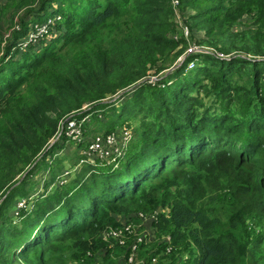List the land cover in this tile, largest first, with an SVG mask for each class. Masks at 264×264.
I'll use <instances>...</instances> for the list:
<instances>
[{"label": "trees", "instance_id": "16d2710c", "mask_svg": "<svg viewBox=\"0 0 264 264\" xmlns=\"http://www.w3.org/2000/svg\"><path fill=\"white\" fill-rule=\"evenodd\" d=\"M173 1H17L25 7L19 29L8 43L0 34V264H110L98 232L106 222L120 223L113 214L143 206L165 209L152 225L178 252L157 264H264V0H204L192 26L221 53L237 52H187L149 82L150 70L168 68L184 49H177L184 40L170 36ZM57 15L61 23L29 48L10 51L28 25L36 30ZM242 17L251 29L232 30ZM92 36L100 41L90 57L63 62ZM191 60L197 64L187 72ZM124 88L131 91L122 101H104ZM22 90L26 101L14 102ZM67 117H86L77 148L87 149L80 142L90 122L106 134H131L115 153L81 162L73 179L35 194L30 207L26 199L12 221L4 210L16 196H29L27 176L54 148L56 142L45 146ZM78 154L75 165L85 157ZM140 245L142 264H154L160 248ZM102 250L98 263L79 262L86 251Z\"/></svg>", "mask_w": 264, "mask_h": 264}, {"label": "rangeland", "instance_id": "374dc122", "mask_svg": "<svg viewBox=\"0 0 264 264\" xmlns=\"http://www.w3.org/2000/svg\"><path fill=\"white\" fill-rule=\"evenodd\" d=\"M19 0H0V34L1 36H4L5 39L8 38L9 36L11 37L12 33L17 31L19 27L16 26V22L18 21L19 15L23 12L24 10V5L21 3H17ZM204 0H192L191 3H189L188 6L183 5L180 0H174V8H175V14L173 16V25L174 29L173 32L170 33L171 38L180 41L184 40L185 43H180L177 47V49L183 47V52L180 54L176 60L169 66L168 68L164 69L163 71L159 73H155L154 70H150L149 74V82H158L160 80L161 75L163 73H169L171 68L175 65H179L182 60L183 56L185 53L189 52L192 54H213L215 56H218L220 58L225 57L229 58L230 56H233V54L237 51L231 52L229 54H223L219 50L220 49H215L211 44H209L207 41L204 42L205 38L202 33V30L197 29L192 26L193 20L191 19V16L196 14V10L199 7H202L206 4ZM126 17V16H123ZM29 16H27L26 19H28ZM44 17V19H46ZM61 15L55 16L54 20L46 24L45 27L48 32V29L50 26H53L54 24L61 23L62 20ZM238 25L235 26L232 30L235 31H247L248 29H251V26L248 24L249 21L246 19V17H242L238 21ZM41 24V23H40ZM41 25H37V30ZM28 34H25L22 37H18L16 39L17 44L14 46L13 49L9 48L11 52L15 50V48L18 49H25L29 48L28 42H33V39H30V36L32 33L35 32V28L32 25H28ZM64 27H61L58 29L56 36L60 34L61 30ZM10 37L5 41V43H8ZM100 41V36H92L86 39L83 43L73 45L72 48L69 50V52L66 54V56L62 59L63 62L67 64L74 63L77 61L80 57H90L92 52L98 47V43ZM28 44V45H27ZM60 43H58L56 46L58 47ZM4 45V40L1 41L0 43V56L4 55L5 49H2ZM28 46V47H27ZM51 48V47H50ZM56 48V47H55ZM248 57V56H247ZM197 64V61L191 60L188 65H187V72L192 69L195 65ZM131 88L128 89H122L116 94L110 96L109 98H106L104 101L110 100L111 102H119L122 101L123 96H125V93L127 90H130ZM15 101H20L21 104H23L26 101V95L24 90H22V95L19 98H16ZM86 107L84 106L83 109ZM86 117L82 118H77L78 122L80 124L75 122V128L72 130L70 128H66V132L64 133L65 135H60L53 137L49 140L48 144L45 146L48 149L50 146L55 143L54 148L51 149V151L48 152L49 155H46L45 161L41 162V164L32 170V174L27 176V181L25 185V189L29 191V196L25 198H20L19 196H16L14 200L12 201L11 205L6 207L4 210V214L8 215L12 221H16V213L17 209L20 208L21 206L24 205V201L28 199L27 202V207H30V200L32 201L35 196V194H41L42 192H46L47 190L51 191L54 186L51 183H59L65 184V182L68 179H73L75 175L78 173V168H82L79 166L81 163H77L75 165V162L77 158L79 157L78 152H80L82 155L85 157H82L81 160L82 162L86 160H90L91 162L95 159L98 158L102 155V157L106 156L107 151H112L115 153V151L119 150L120 147H122V144L124 143L125 140H127L131 134L130 131L125 132V131H120L117 129L113 134H106L103 133L104 129L99 123H92L90 122L88 126L85 127V134L83 135L82 141L83 144H86V147L83 145L79 148H77V138L75 137L76 135H80V138L82 136V131H83V124L84 120ZM103 118V117H102ZM68 121H70L71 117L66 118ZM67 121V122H68ZM104 122V119H102ZM66 122V123H67ZM5 121L2 119V115H0V128L3 127ZM65 123V124H66ZM65 124L59 129L58 133H63L65 129ZM65 136V138H64ZM97 136L101 137L100 140V147L98 149H91V144L95 141ZM124 139V141H123ZM109 141V142H107ZM82 145V144H81ZM90 145V147H89ZM89 147V150H88ZM102 148V151H100ZM47 149V150H48ZM38 156V155H37ZM39 158V157H38ZM38 158L36 160H33L31 164L34 165L38 161ZM46 162V163H45ZM49 166H51L49 170ZM31 168H28L25 172H22L21 175L18 174L15 178L17 179H22L25 177L27 172ZM62 172V173H61ZM71 172V174H69ZM56 177H55V174ZM61 173V176L59 177V174ZM52 176L55 177V179L50 181V178ZM47 181L46 185L45 182ZM131 208L135 209L134 206H131ZM150 208V207H149ZM149 208H144L139 210H132L129 212H125L122 214H113L114 216L120 215L121 219L119 220L120 223L116 226H113L112 222H107L104 224L103 229H101V232H98V236H101L103 242L107 244V250H109V263L110 264H142L145 256L139 257V248L141 245H139L136 249V251L133 253V261L128 262L126 260V256L124 255L125 250L123 248L126 243L130 242L132 244L134 240L137 238H142V243L141 244H146L150 248H160L159 249V254L156 256H153V258L150 259V261L154 264H157L161 260H168L171 258V256H176L175 252L178 253L176 250L173 251L172 245L167 243L165 241V236L164 235H159L160 237L157 236V231L154 228V225H152L154 222L159 221L160 218V213L165 212V209L161 207H155L153 209ZM18 217V216H17ZM1 221V220H0ZM107 224V225H106ZM126 224H129V231H124V226ZM87 232L93 236L92 231L87 230ZM87 234V233H85ZM84 234V235H85ZM119 235V237H118ZM171 241V238H170ZM122 242V243H119ZM165 250L163 244H166ZM163 246V248L161 247ZM90 251H86L84 257L80 258V263H83L84 261L87 262V260H90L93 257V261H90L92 263H98L104 256L105 251L102 250L95 254L89 253ZM95 254V255H94ZM128 254V253H127ZM169 254V255H167ZM72 256V254H69ZM167 255V256H166ZM69 257V256H68ZM66 258V260H70L71 258ZM128 259V256H127ZM126 260V263H125ZM146 260V259H145ZM155 260V261H154ZM60 264L62 262L58 260ZM17 263H20L17 261ZM56 263V259L53 258L50 260L48 259V262L45 264H54ZM56 263V264H59ZM103 263V262H102ZM66 264H74L72 262H67Z\"/></svg>", "mask_w": 264, "mask_h": 264}, {"label": "built area", "instance_id": "2783aa9c", "mask_svg": "<svg viewBox=\"0 0 264 264\" xmlns=\"http://www.w3.org/2000/svg\"><path fill=\"white\" fill-rule=\"evenodd\" d=\"M173 3H174V1H173ZM44 34H47V30H46L45 24H42L41 27L39 28V30H37V28H36L35 32L31 34L30 39H33V41H35L38 37H41ZM75 122L78 123V124H80V126H81V123L80 122H78L77 120L71 119L70 121H68L65 124V132H66V128H70V129L73 130L75 128V125H76ZM59 134L60 133H57L56 136H59ZM75 137L77 138V140L80 139V135H76ZM107 142H109V141H107ZM89 147H90V145H89ZM89 147H88V150H89ZM99 147H100V140H99V138H96L95 141L91 144V149H98ZM100 151H102V148H101ZM106 153H107L106 154V157H107V156H109L111 154V151H107ZM100 157H102V155ZM81 162H82V160L80 161V163ZM129 227H130V225L129 224H126L124 226V228H123L124 231H129ZM118 237H119V235H118ZM119 243H122V242H119ZM141 243H142V238H139V239L136 238L134 240V242L131 244L130 252H129V255H128V259H127V261L129 263L133 261V257H132L133 256V253L136 251L137 247Z\"/></svg>", "mask_w": 264, "mask_h": 264}]
</instances>
